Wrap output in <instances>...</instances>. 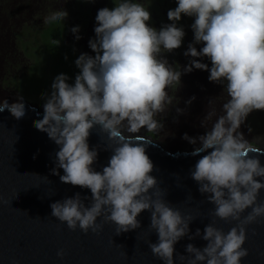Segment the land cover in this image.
Returning a JSON list of instances; mask_svg holds the SVG:
<instances>
[{
  "label": "clouds",
  "instance_id": "clouds-1",
  "mask_svg": "<svg viewBox=\"0 0 264 264\" xmlns=\"http://www.w3.org/2000/svg\"><path fill=\"white\" fill-rule=\"evenodd\" d=\"M113 2L114 7H103L95 16V39L88 41L95 55L78 56L74 63L79 74L74 83H68L64 73L55 76L51 93L44 97L43 117L35 124L59 146L52 174L59 175L63 183L91 192L87 206L84 199L88 198L82 199L80 193L51 203V216L84 233L101 230L97 218L103 216L117 226L119 234L139 228L137 217L148 210L149 226L158 234V241L150 242L149 248L163 264H174V245L189 234L193 218L170 207L159 190L150 192L158 183L150 174L153 162L145 146L134 142L140 138L125 133L135 134L142 128L160 133L163 116L175 106L170 91L180 87L182 72L208 70V80L226 90L223 114L216 115L210 100L201 121L206 133L195 138L185 133L183 138L192 144L199 141L194 155L207 153L196 162L191 177L201 194H210L207 200L215 205L214 216L237 223L227 233L206 225L201 237L206 246L200 249L189 243L185 251L190 255L180 254L176 259L180 264H241L248 255L243 247L246 225L264 217V201L257 202L264 189V166L248 155L262 149L240 131L249 113L264 110V0H176L177 6L167 12L171 23L159 30L147 23L150 12L140 0ZM182 14L194 17V42L184 55L207 57L210 68L191 59L181 70L164 57L182 44L185 32L177 26ZM67 15L64 9L55 11L45 23L62 22ZM71 32L75 39L81 38L79 26ZM194 44L203 46L198 51ZM5 109L18 120L28 114L24 97L15 104L0 101V112ZM183 111L176 108L178 114ZM208 121H213L210 128ZM97 125L107 133L113 151L102 171L92 167L98 153L88 143L90 130ZM200 235L198 228L195 236ZM57 256L63 257V252L58 251Z\"/></svg>",
  "mask_w": 264,
  "mask_h": 264
},
{
  "label": "water",
  "instance_id": "water-1",
  "mask_svg": "<svg viewBox=\"0 0 264 264\" xmlns=\"http://www.w3.org/2000/svg\"><path fill=\"white\" fill-rule=\"evenodd\" d=\"M39 119L42 117L27 114L18 120L7 109L0 112V264H163L149 248L150 242L158 241V234L149 226L148 210L138 215L139 228L119 234L117 226L103 216L97 218L102 227L95 233L91 229L84 233L79 227L71 230L51 216V203L80 193L82 199L88 198L84 199L87 206L91 192L63 183L59 175L52 174L59 146L35 127ZM88 143L98 153L92 167L102 171L113 154L107 133L94 126ZM144 146L153 162L150 174L158 181L156 189L150 192L159 190L170 207L193 218L189 234L174 245V264H180L176 256L190 255L185 251L187 244L200 249L206 246L207 241L201 238L206 225L212 224L227 233L237 221L214 216L215 205L207 200L210 194H201L191 177L196 162L206 152L191 159H167L160 151ZM254 157L264 166L263 156ZM58 172L64 174L62 169ZM260 201H264V189L257 198ZM250 211L246 209L241 219ZM198 228L201 235L195 236ZM246 237L243 247L248 255L241 264H264V217L246 225ZM58 251L63 252V257L57 256Z\"/></svg>",
  "mask_w": 264,
  "mask_h": 264
},
{
  "label": "rangeland",
  "instance_id": "rangeland-1",
  "mask_svg": "<svg viewBox=\"0 0 264 264\" xmlns=\"http://www.w3.org/2000/svg\"><path fill=\"white\" fill-rule=\"evenodd\" d=\"M140 2L148 7L150 20L147 23L150 26L159 30L171 23L167 12L177 6L176 0ZM103 7H114L113 0H0V101L7 99L15 104L24 97L26 102L44 110V97L51 93L55 76L64 73L69 77L67 82L74 83L75 76L79 74L75 60L81 53L95 55L88 41L95 39V16ZM62 9L68 13L64 21L51 25L45 23L47 16ZM192 23L194 17L182 14L177 22V26H182L185 32L182 44L163 55L169 64L179 65L181 70L191 59L206 63L210 68L211 62L207 57L184 55L188 45L194 42ZM74 26H79V40L71 32ZM194 46L199 51L203 45ZM209 74L208 70L195 68L189 73L182 72L180 87L170 91L175 106L170 107L163 116L162 131L154 133L142 128L138 133L158 143L163 149L190 150L195 144L184 139V134L193 138L204 135L208 129L202 126L201 121L209 101L213 100L212 107L216 115H222V105L228 99L224 86L209 81ZM193 96L197 100L186 103ZM177 107L184 111L178 114ZM212 122L208 121L206 126L210 128ZM240 131L247 140L254 142V146L264 150V110L249 113ZM257 137L260 139L256 140ZM196 145H199L198 140Z\"/></svg>",
  "mask_w": 264,
  "mask_h": 264
},
{
  "label": "bare ground",
  "instance_id": "bare-ground-1",
  "mask_svg": "<svg viewBox=\"0 0 264 264\" xmlns=\"http://www.w3.org/2000/svg\"><path fill=\"white\" fill-rule=\"evenodd\" d=\"M190 97H191V95H190ZM195 100H197V99H195ZM25 103H26V106L28 108V114L43 117L44 110L39 109L38 107L31 105L30 103H28L26 101H25ZM8 114H12V113L8 110ZM125 135H132L134 137H139L140 139L135 140L134 141L135 143L143 144V145H146L150 149L158 150L167 159H191V157L197 155V154H195V155L193 154L194 149L200 146V145L195 144L194 146H192L190 148V150L189 149L183 150L182 148H175L174 150H167V149H163L158 143L153 142L149 138H146L141 133L125 134ZM248 155L249 156H263L264 157V150L262 149V151H260V152H249Z\"/></svg>",
  "mask_w": 264,
  "mask_h": 264
}]
</instances>
